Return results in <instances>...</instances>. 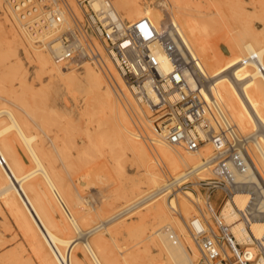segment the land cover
<instances>
[{
  "label": "bare ground",
  "instance_id": "obj_1",
  "mask_svg": "<svg viewBox=\"0 0 264 264\" xmlns=\"http://www.w3.org/2000/svg\"><path fill=\"white\" fill-rule=\"evenodd\" d=\"M79 1L0 0V15L9 25L8 35L26 55L36 61L38 75H46L48 80L63 81L67 91L78 87L87 93L84 115L89 117L88 121H96L99 141H104L106 132H109L107 144L111 163L106 160L97 167L88 165L91 153L87 148L95 144L90 141L87 125L84 132L76 136L66 127L49 123V116L53 112H48V108L50 110L57 102L49 95L37 102L41 104L43 113H48L32 119L0 98V212H6L28 243L38 264H116L104 242L98 239L93 242L88 236V233H99L100 229L86 231L84 227L88 217L69 207L61 174L62 167H70L76 162L77 167L72 166L73 171L78 173L76 180L85 187L98 171L106 172L107 168H111L118 181L115 185L111 183L115 199L122 197V191L126 189L130 196L136 195L134 188L143 182L158 191L155 192L158 198L143 208L148 213L141 215V220L150 217L148 240L158 247V254H150V257L139 254L140 250L147 252L143 238L137 242L141 247L133 252L135 255L131 258V264H196L199 253L195 243L197 237L193 232L198 226L188 229L186 219L188 222L201 214L208 221L210 209L200 192L201 206L193 202L192 191V194H176L174 199H169V195L177 190L184 192L182 183L186 179L193 183L213 179L219 163L216 162L217 151L211 145H206L188 152L160 141L152 129L149 115V125L142 121L141 131L138 127L137 133L132 131L130 120L140 118V109L133 102L134 96L113 63L104 56L100 45L90 35L89 28L83 25V30H80L84 18ZM207 2L208 7L215 8V12L204 13L202 6L192 0H170L171 20L180 29L178 32L193 57L198 60L197 76L204 83V97L218 100L221 117L235 127L236 141H240V138L246 140L247 153L264 177V4L259 8L250 4L252 8L248 9L235 0ZM221 2L222 5L226 4L227 14L216 4ZM89 5L99 18L102 15L110 16L123 22L148 18L157 28L162 21V15L152 11L143 14L137 0H89ZM75 28L82 36L91 37L103 59L100 66L84 61L81 74H77L75 68L64 67V64L74 63L58 60L66 53L62 38L70 37ZM218 39L222 40L221 44ZM156 54L163 70L169 71L162 53L157 51ZM92 65L100 71L93 69ZM105 79H113L117 89L110 83L108 86ZM24 81L25 77L20 78L19 86ZM2 84L3 81H0V88ZM16 92L12 85L4 93L12 102L20 100ZM143 110L149 113L146 107ZM140 141L154 145L155 156L151 152L154 160ZM69 146L75 149V154ZM126 151L131 154L140 175L138 181H133L129 187L120 182L121 164ZM242 153L235 152L232 157L238 169L246 172L250 165ZM158 168L163 175L166 176V172L170 174L163 185ZM246 198L242 193L234 197L237 208L244 207ZM140 202L141 199L133 206ZM219 211L225 223H234L231 232L237 242L250 245L244 223L237 220L231 205L227 203ZM173 214L179 216L174 217ZM201 227L204 224L201 223ZM249 227L255 239H259L264 246V221L255 220ZM145 229L140 222L135 229L137 236H143ZM259 248V245L250 248L253 264H264V257L258 255ZM6 261L21 264V258L15 252L0 257V264H7Z\"/></svg>",
  "mask_w": 264,
  "mask_h": 264
},
{
  "label": "built area",
  "instance_id": "obj_2",
  "mask_svg": "<svg viewBox=\"0 0 264 264\" xmlns=\"http://www.w3.org/2000/svg\"><path fill=\"white\" fill-rule=\"evenodd\" d=\"M79 4L84 18L80 30L83 25L89 28L125 86L148 109L157 138L188 152L206 145L217 151L219 163L213 179L196 183L186 179L182 183L183 189L204 195L211 212V224L201 214L186 222L190 230L198 226L193 232L199 253L196 264H253L250 248L256 245L260 247L258 255L264 257V246L249 227L255 220L264 221V177L247 153L246 140L236 141L235 127L221 117L218 100L204 97V83L197 76L198 60L178 29L171 22L157 28L148 18L134 22L103 15L99 18L89 0H80ZM78 30L75 28L70 37L62 38L66 53L58 60L74 64L85 60L102 65V55L91 37L82 36ZM157 51L162 53L169 71L163 70ZM238 151L247 157L250 166L246 172L238 169L232 157ZM240 193L247 197L242 209L234 203V197ZM227 203L237 220L244 223L250 245L239 244L231 232L234 223H225L221 217L219 210Z\"/></svg>",
  "mask_w": 264,
  "mask_h": 264
},
{
  "label": "rangeland",
  "instance_id": "obj_3",
  "mask_svg": "<svg viewBox=\"0 0 264 264\" xmlns=\"http://www.w3.org/2000/svg\"><path fill=\"white\" fill-rule=\"evenodd\" d=\"M192 1L194 3H199L202 6L201 10L206 14L207 12L208 14L215 12V8L213 6L208 7L207 0ZM220 1L224 2L225 0ZM235 1L242 3L248 9L252 8V4H255L257 8L261 7L262 3L264 4V0ZM223 2H221V4H216H218L224 10L225 14H227L228 11L225 9L226 4H223V6ZM137 3L141 7L143 14H146L148 11H152L156 14L162 15L160 27L169 22L174 24L176 27V24L171 20L170 0H137ZM174 13L178 15L176 10H174ZM122 18L124 19L123 16ZM8 29V23L5 21L4 16L0 15V81H3V84L0 88L1 100H4V102H6L9 106L21 112L28 119L41 117L48 112H53V114L49 116V123L58 125L60 127H66L68 128L70 133L76 136H80L84 132L85 127L88 126L90 141L92 144H95V146H90L89 148H87V151L92 154H90L91 156L89 155L88 157V165H90V167H97L106 162V160L108 163H111V159L108 156L110 147L107 144V139L108 137H110L109 132H106L104 141H99L100 135L95 129L96 121H88L89 117H86V115H84L83 109L84 103L86 101L85 98H87V93L82 88L78 87H73L70 91H67L66 85L63 81L59 79L48 80L46 75H38L36 61L33 57L26 55L20 45H18L8 35ZM177 29L180 32V29ZM218 43L221 44L222 40H219ZM37 46L39 45L37 44ZM45 51L46 50H44L43 52ZM84 61L85 60H82L73 65L64 64V67H72L71 70H74L75 68L77 69L76 73L81 74V66ZM94 68L95 66H93V69ZM95 70L100 71V69L97 67L95 68ZM2 71L4 72L3 74L1 73ZM22 77H25V83L22 86H19V80ZM105 82L107 85L110 83L112 86H114V88L117 89V84L115 81H113V79H109V81L105 79ZM12 85L14 86V89H16L17 91L16 93L20 97L19 101H9L4 93L6 89L10 88ZM45 95H49V97L53 98V100H57V102L54 107H51L52 109L50 108L49 110L48 108V112L43 113L41 104H37V102L41 100ZM132 100L141 112L140 118H138V120H130L132 131H136L137 133L138 128L141 131L140 127L141 125H143L142 121L146 125H149L147 121V115H149V113L144 112L143 107L140 106L133 97ZM39 132L40 135H42V132L40 130H38V133ZM49 135H51V133ZM140 142H142L144 147L149 152L150 157L152 158V160H154L151 154V152L154 153V145L151 146L149 142ZM74 150L75 149H73V147H70V151H72L73 154H75L76 152ZM216 162H218V160H216ZM75 163L70 167L61 168L63 179L62 183L64 184V188L67 190V196H65V198L68 200L69 207H72L73 209L79 211L80 214L86 215L88 217V222L84 229L89 232L91 230L100 229L99 233L97 232V234L91 235V233H88V236L90 235L91 238L90 240H93V242H97L98 239L104 242L105 246H107L106 249L111 253V255H113L114 258L112 259H115L116 264H131V258L133 257V255H135V253L133 252L141 247V244L137 245V242L142 240L143 238L145 242L144 245L147 246V252L140 250L139 254L141 256L158 254V247L153 243L151 244V241L148 240V235L150 232L148 231V229L151 225L150 217L146 216L144 220H141V215H143L144 213L146 215L148 213V210H144L143 208H145L150 203L154 202L156 198H158L155 193L158 191L153 190L150 186L147 185V183L143 182L142 184H139L138 187L134 188V193H136V195L130 196L128 189H126L122 191L124 192V195L122 197L115 199V196L113 195L114 192H112L113 186H111V183L115 185V183L118 182L116 180V176L114 177L115 171H113L111 168H107L108 171L106 172L98 171L95 174V178L93 180L88 179L89 182L86 183L85 187H82L76 180L78 173L76 171H73L74 167L72 166L75 165V167H77V163ZM121 165V184H126V186L129 187L133 181L136 183L140 178V175L137 170L136 164L132 160L131 154L129 152L126 151L124 153ZM169 177L170 174H167V172L166 176L162 174V185ZM191 180L198 179L192 178ZM161 188L162 186L160 187V189ZM190 191V188L184 190V192H181L180 190L174 191L171 195H169V199H174L176 194H179V196H181L183 195V193H188ZM192 195L194 197L193 202L201 206V199L199 195L195 192ZM125 197L127 198L125 199ZM140 199V204L133 206V204L138 202ZM194 203H192V205L195 207ZM175 210L177 211V213H179L177 208ZM173 216L178 217L179 215L173 214ZM147 221L149 223H147ZM140 222H142L143 226L145 225L146 227L143 236L142 234L137 236L138 233L135 230L136 226H138ZM208 222L210 223L209 219ZM8 252L17 253V255L21 258V264H38L32 252L30 251L26 240L22 237L21 233L7 216L6 212L1 211L0 257ZM7 264L13 263L8 261Z\"/></svg>",
  "mask_w": 264,
  "mask_h": 264
}]
</instances>
